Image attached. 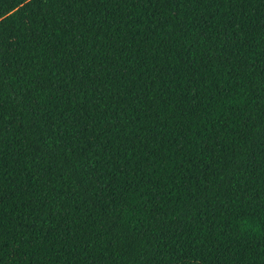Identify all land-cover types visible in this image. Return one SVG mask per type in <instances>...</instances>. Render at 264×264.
<instances>
[{
    "label": "trees",
    "instance_id": "trees-1",
    "mask_svg": "<svg viewBox=\"0 0 264 264\" xmlns=\"http://www.w3.org/2000/svg\"><path fill=\"white\" fill-rule=\"evenodd\" d=\"M0 264H264V0H0Z\"/></svg>",
    "mask_w": 264,
    "mask_h": 264
}]
</instances>
